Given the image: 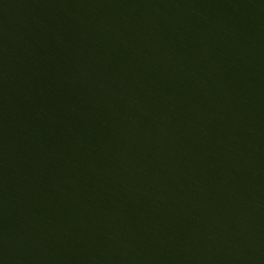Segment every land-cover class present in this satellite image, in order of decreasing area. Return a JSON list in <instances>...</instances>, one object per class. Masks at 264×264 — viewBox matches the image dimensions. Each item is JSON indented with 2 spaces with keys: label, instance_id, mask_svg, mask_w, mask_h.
I'll use <instances>...</instances> for the list:
<instances>
[{
  "label": "water",
  "instance_id": "water-1",
  "mask_svg": "<svg viewBox=\"0 0 264 264\" xmlns=\"http://www.w3.org/2000/svg\"><path fill=\"white\" fill-rule=\"evenodd\" d=\"M0 264H264V0H0Z\"/></svg>",
  "mask_w": 264,
  "mask_h": 264
}]
</instances>
